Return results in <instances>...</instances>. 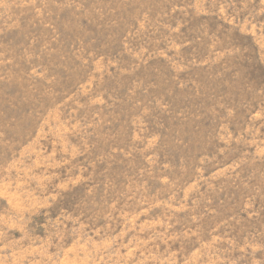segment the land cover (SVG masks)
I'll use <instances>...</instances> for the list:
<instances>
[{"label": "rangeland", "instance_id": "1", "mask_svg": "<svg viewBox=\"0 0 264 264\" xmlns=\"http://www.w3.org/2000/svg\"><path fill=\"white\" fill-rule=\"evenodd\" d=\"M0 264H264V0H0Z\"/></svg>", "mask_w": 264, "mask_h": 264}]
</instances>
